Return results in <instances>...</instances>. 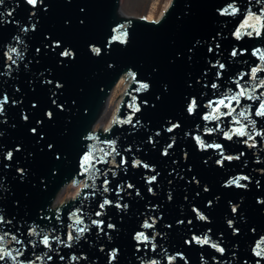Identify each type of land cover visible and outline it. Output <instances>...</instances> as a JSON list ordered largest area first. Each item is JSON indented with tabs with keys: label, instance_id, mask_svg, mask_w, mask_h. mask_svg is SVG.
<instances>
[{
	"label": "water",
	"instance_id": "obj_1",
	"mask_svg": "<svg viewBox=\"0 0 264 264\" xmlns=\"http://www.w3.org/2000/svg\"><path fill=\"white\" fill-rule=\"evenodd\" d=\"M44 7L47 10L39 5L33 9L25 0H0V98L4 93L9 96L0 115V215L11 221L0 224V232L15 234L24 242L20 260L25 264H255L253 249L257 243L264 247V205L259 203L264 201V117L255 115L264 101V88L253 92L250 76L253 67H264L259 59L264 55V0H170L155 21L125 15L121 0H44ZM120 25L127 42L109 44L113 29ZM17 36L19 42L13 39ZM54 41L62 47L52 50L49 45ZM11 47L23 59L9 71L5 64L11 62L3 52ZM94 47L101 49L99 54L92 52ZM64 48L73 56H60ZM233 50L238 52L235 57ZM217 62L225 65L223 70L214 67ZM257 77L264 78V72ZM48 79L53 85H44ZM119 80L125 82V91L114 118L107 128H96ZM56 82L63 87L56 89ZM241 87L252 99L241 97L237 106L231 97ZM52 93H57L63 111L51 103ZM193 97L197 108L189 115L186 107ZM220 99L231 101V107L220 106V119L205 121L204 115H216L209 102ZM136 107L139 111H134ZM232 108L236 111L223 115ZM49 110L55 114L51 120L45 115ZM240 111L254 125L240 118ZM234 118L248 125L253 139L247 144L246 136L225 138V132L240 127ZM169 121L180 127L167 132ZM32 127L44 139L33 135ZM150 136L154 143L148 142ZM197 136L206 145H222L224 155L240 158L218 165L220 150L201 149ZM173 140L169 154L163 155ZM113 145L120 155L105 157L100 150ZM17 147L20 151H15ZM9 151L10 161L4 159ZM90 151L108 161L95 165L104 174L94 181L81 168L82 157ZM122 157L127 163L121 166ZM135 161L141 164L133 167ZM21 168L23 179L17 171ZM156 173V181L149 185L147 180ZM239 176L249 177L240 181L246 187L224 186ZM69 185L79 186L78 193L73 198L63 195L58 202ZM105 199L112 203L101 209ZM117 203L121 207H115ZM233 205L238 213L231 211ZM193 209L207 220H200ZM98 211L100 216L95 215ZM76 219H82L83 225H75ZM229 219L238 233L228 227ZM92 220H102L103 231ZM145 221L153 227L144 228ZM109 223L115 228L109 229ZM33 226H38L41 236L29 235ZM83 226L88 230L74 238L71 247L51 239L67 242L69 232L75 237L74 228ZM140 232L150 242H137ZM43 234L49 235L51 248L40 243ZM205 234L225 249L223 254L209 245L185 243L193 235Z\"/></svg>",
	"mask_w": 264,
	"mask_h": 264
},
{
	"label": "snow or ice",
	"instance_id": "obj_2",
	"mask_svg": "<svg viewBox=\"0 0 264 264\" xmlns=\"http://www.w3.org/2000/svg\"><path fill=\"white\" fill-rule=\"evenodd\" d=\"M25 3L27 5H30L33 9L37 8L38 5L39 7L43 8L44 10H47L46 7H44V0H25ZM231 7V6H229ZM81 11H83V9H81ZM237 11L236 8H232V12L235 13ZM227 13V9H225V13H222V14H226ZM33 15H35V12L32 13ZM8 15H11V13H8ZM261 15H264V12L261 13ZM81 24L84 23L83 20L80 21ZM121 29H123V25H120L118 26L117 28H114L113 29V35L110 37L109 39V44L113 43V42H119V43H126L127 42V33L125 31H121ZM29 29L25 28L23 29V31H28ZM32 30H35V25L32 26ZM248 35H252L253 33L252 32H248L247 33ZM256 35H261L260 32H256ZM13 39H15L17 42L20 41V38L17 36V37H14ZM237 39H240V35L239 33H237ZM49 47L52 49V50H55L57 48H61L62 45L59 41H54L51 45H49ZM217 47H219V45H217ZM35 51L37 53L40 52V48H36ZM101 51L100 48H92V52L96 53V54H99ZM209 51H212L211 48H209ZM259 52V49L255 50L253 52V55H256L257 53ZM240 55H243V52L239 53ZM60 56L62 57H71L73 56V53L68 49V48H64L63 51L61 53H59ZM231 55L233 57L237 56L238 55V52L236 50H233L231 52ZM3 56L4 58L7 60V61H10L11 63L9 64H5V68L8 69L9 71L11 70V66L13 64H16L17 63V60L18 59H23V56H22V53L20 51H18L17 48L15 47H11V48H7L6 51L3 52ZM15 56V58H14ZM259 59L261 61H264V55H260L259 56ZM26 67V65H25ZM214 67H218L219 69L223 70L225 65L224 64H221L219 62H217V65H214ZM259 72H264V67H261V66H256V67H253L251 69V76H250V79L253 81V86H252V91L255 92V90L257 88H264V78H258L257 77V73ZM130 75H132L133 79L135 78V74L134 73H130ZM243 75H241L240 79H243ZM220 76V72H217V77ZM44 85H53V81L51 79H48V80H44L43 81ZM54 87L56 89H60L63 87V85L60 83V82H56L54 84ZM142 87L144 89H147L148 88V85L147 84H143ZM211 87L213 89H215L217 87V84L213 83L211 85ZM56 96H57V93H52V98H51V103L53 105H56V107L60 110V111H63L64 110V105L62 103H58L57 102V99H56ZM262 96H264V93H262ZM241 97H246L248 99H252V96L248 94V91L246 88L244 87H241L240 91L238 93H236L235 95H233L231 97V101H234L236 103V105L238 106L239 105V99ZM260 97H257V99H259ZM231 101L229 103H225V99H220L217 102H209L208 104V107L211 108L213 110L214 113H216V115H211V114H206L204 115L203 119L205 121H210V120H213V119H216V120H219L220 119V106H223L225 108H228V107H231ZM9 103V96L7 95V93H4L2 94V98H0V115H3L4 112H5V105ZM11 103L13 105L16 104V101L15 100H12ZM31 107L33 109L37 108V103L33 102L31 104ZM197 108V100L195 97H193L191 99L190 102L187 103V107H186V112L191 115L194 113L195 109ZM134 111H139V108L136 107L134 108ZM236 109L235 108H232L231 109V112H228V113H223V115H231L232 112H235ZM45 115L47 116V118L49 120L53 119L54 118V112L53 111H47L45 113ZM239 117L242 118L243 120L245 121H249V115H246V113L244 111H240L238 113ZM255 115L256 116H260V117H264V101L261 102L260 104V107L256 110L255 112ZM22 119L27 121L29 119L28 115L27 114H24L22 116ZM7 120L5 119L3 121V123H6ZM129 123H131V120L128 121ZM234 122L236 124H239L240 127L239 128H236L231 134L229 132H225L224 133V136L226 139H232V136L233 135H238L240 137H247V139L244 140V143H248V140H252L253 137L248 133L247 131V127L248 125L246 124H241V120L240 119H236L234 118ZM37 124H41L42 121H37L36 122ZM137 124L139 123V121L136 122ZM171 126L168 127L166 129L167 132L171 133L173 132L174 129L180 127V125L178 123H172L171 121L168 122ZM250 124L254 125V121H249ZM135 127V125H133ZM216 129H207V131L209 133H211L212 131H215ZM31 133L33 135H39V139H44L43 135L40 133L38 134L37 133V128L36 127H32L30 129ZM155 135H160L159 132H157ZM257 135H260V133H257ZM196 141H197V144L199 145V147L201 149H205V148H208V147H212V148H215V149H218L220 150V156H221V159L217 160L216 163L218 165H221L223 166V161L227 160V161H231L233 159H239L240 157L239 156H236V157H233V156H226L223 154V146L220 145V144H215V145H206L201 139L200 137H196L195 138ZM148 142L149 143H154L153 141V138L150 136L148 137ZM174 140H173V143H169L163 150V155L167 156L169 154L168 150L171 149L173 147V144H174ZM251 146H255L254 144L251 145ZM48 149L51 150L53 148V145L51 143H49L47 145ZM15 151H20V148L17 147L15 149ZM103 155L105 157L107 156H110L112 155L113 153H115V155H120L118 152L115 151V147L114 145L110 147V150H105V149H101L100 150ZM241 155H243L241 153ZM57 159H59V155L56 156ZM4 159L5 160H11L13 159V153L11 151L7 152L6 155L4 156ZM98 163H108L107 160H101L98 156H96L94 154V152L90 151L88 154H85L83 157H82V161H81V168L83 170V173H86L88 174L89 176V179L91 180H95V178L101 174H104L102 172L101 169H97L95 167L96 164ZM127 161L122 157L121 158V161H120V165H124L126 164ZM141 164L140 161H135L133 163V167H136V166H139ZM3 167L4 168H8L9 165L7 163L3 164ZM143 167L145 169H148L150 166L148 164H143ZM18 173H19V176L21 179L24 178L25 176V169H17ZM159 175V173H156L155 175H152L148 180H147V183L149 185H151L153 182L156 181L157 179V176ZM193 179L195 180V177H193ZM249 177L247 176H239L237 178H233V179H230L228 180L226 183H225V187H229V186H236L238 188H244L246 187L247 185L246 184H242L240 183V181H246L248 180ZM104 188H103V191L107 192L109 189L107 187V184H108V181L107 179L104 180ZM198 183V181H197ZM85 187H90V185H85ZM129 188H133L134 186L129 184L128 185ZM205 191H207V188L204 189ZM148 191L149 192H152L153 189L151 187L148 188ZM93 194H94V191H93ZM137 195H139V191H137L136 193ZM169 199H171V195H169L168 197ZM112 202L108 199H105L100 205L99 207L101 209H103L105 206L107 205H110ZM260 204L264 205V201H259ZM212 204V201H208V205L211 206ZM115 207L119 208L121 207V205L119 203H117L115 205ZM124 208H127L128 205L125 204L123 205ZM194 211H196L197 213V217L200 219V220H207V217L205 215H203L201 212H199L198 210L196 209H193ZM231 211L233 213H238V209L235 205L232 206L231 208ZM73 215H75V213H73ZM96 216H100L101 215V212H96L95 213ZM11 221H6L5 220V217L4 215H0V224H5V223H10ZM83 220L82 219H76L74 221V224L75 225H83ZM103 221L102 220H92V224L96 225L98 228H100L101 231H103V228L101 227L103 225ZM177 223H180L182 224L183 221H177ZM189 223H191V221H189ZM227 224H228V227L233 231V233H238L239 232V229L236 228L234 225H233V220L232 219H229L227 221ZM37 227L38 226H33L30 228L29 230V235H35V236H41V232L37 231ZM70 227H73L70 225ZM107 227L109 229H114L115 228V225L114 224H111L109 223L107 225ZM143 227L144 228H151L153 227V224L151 223H148L147 221H145V223L143 224ZM87 227L86 226H83V227H75L74 228V231L76 232V236L73 237L72 233L69 232L68 236H67V242L65 241H61L59 239V237H52L51 239L55 240L57 243H62V244H65V246L67 247H71V242L72 240L75 238V239H80L81 235L83 233H85L87 231ZM209 231H211V229H209ZM107 234V233H105ZM135 239L137 240V242L139 243H147V242H150L149 241V237L146 236L144 233L140 232V233H137L136 236H135ZM193 242L197 243V244H200V245H209L210 247L216 249L218 252H220L221 254L224 253L225 249L223 247H220L218 243H214L211 241L210 237H208L206 234L203 238H200L198 236H195L193 235L192 238L190 240H186L185 243L187 244H192ZM9 243H14L16 245H21V247L19 248H9L7 247V245ZM29 243H31V241H29ZM40 243H42L45 247H48V248H51V242H50V237L48 234H43L42 235V239L40 241ZM23 245H24V242L22 240H20L15 234H12V233H9L7 231H3V232H0V262H5V264H7L8 261L11 262V264H25L24 261L20 260V257L24 255V248H23ZM35 246V245H33ZM153 247V250L155 249V245L153 244L152 245ZM256 249H259V250H256ZM253 255L255 257H257V259L255 260V264H261V260H264V247H262V244L261 243H257L256 244V248L253 249ZM115 258V256L113 255V259ZM183 259V257H181ZM37 259H40V257H37ZM48 259H51V257H48ZM73 259H76V257H73ZM28 264H34V262H31L29 261ZM152 264H155V261L152 262ZM245 264H247V261H245Z\"/></svg>",
	"mask_w": 264,
	"mask_h": 264
},
{
	"label": "rangeland",
	"instance_id": "obj_3",
	"mask_svg": "<svg viewBox=\"0 0 264 264\" xmlns=\"http://www.w3.org/2000/svg\"><path fill=\"white\" fill-rule=\"evenodd\" d=\"M170 2V0H121V9L125 15L145 18H151V20H156L159 16L162 15L163 11L166 9V4ZM118 85V84H117ZM114 89L112 96L110 98V102L108 104V108L106 110L105 115L101 119V121L96 125V128L102 127L107 128L110 122L113 120L112 115L116 105H118L117 101L123 95L125 89L123 87L125 82L123 81V86H117ZM123 90V91H122ZM122 92V93H121ZM117 103V104H116ZM116 104V105H115ZM79 186L73 187L69 185L64 189V191L59 195L58 202L62 200L63 195L67 198L70 193Z\"/></svg>",
	"mask_w": 264,
	"mask_h": 264
},
{
	"label": "bare ground",
	"instance_id": "obj_4",
	"mask_svg": "<svg viewBox=\"0 0 264 264\" xmlns=\"http://www.w3.org/2000/svg\"><path fill=\"white\" fill-rule=\"evenodd\" d=\"M168 4H169V2L166 4V7H165V8H167ZM159 17H160V16H159ZM147 20H151V18L148 17ZM156 20H157V19H156ZM117 84H118L117 86H120V85L123 86V80H119V82H118ZM115 88H116V87H115ZM116 109H117V105H116L115 108H114L112 118H114V115H115V113H116ZM110 123H111V122H110ZM79 188H80V187L75 188V189L70 193V195H69L70 198H73V197L78 193Z\"/></svg>",
	"mask_w": 264,
	"mask_h": 264
}]
</instances>
